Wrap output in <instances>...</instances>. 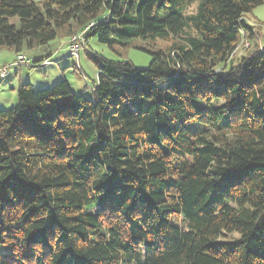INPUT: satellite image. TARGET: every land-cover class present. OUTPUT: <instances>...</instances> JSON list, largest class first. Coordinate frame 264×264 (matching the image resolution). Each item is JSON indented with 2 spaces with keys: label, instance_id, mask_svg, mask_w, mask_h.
Returning <instances> with one entry per match:
<instances>
[{
  "label": "trees",
  "instance_id": "16d2710c",
  "mask_svg": "<svg viewBox=\"0 0 264 264\" xmlns=\"http://www.w3.org/2000/svg\"><path fill=\"white\" fill-rule=\"evenodd\" d=\"M263 3L0 0L15 73L80 33L150 55L95 56L89 96L26 81L0 108V264H264Z\"/></svg>",
  "mask_w": 264,
  "mask_h": 264
},
{
  "label": "rangeland",
  "instance_id": "374dc122",
  "mask_svg": "<svg viewBox=\"0 0 264 264\" xmlns=\"http://www.w3.org/2000/svg\"><path fill=\"white\" fill-rule=\"evenodd\" d=\"M194 8L195 6H191L189 10L193 11ZM248 16L251 22L261 23V42L264 44V3L254 8ZM82 34L80 33V36ZM243 41L244 42L232 54L233 59H238L237 57L245 53V49L247 48L246 44L248 45V43L245 42L246 38H244ZM152 43L153 47H158L160 49H165L170 45L169 42L163 40H157ZM134 47L149 46L139 41L137 44H134ZM49 50H51V53L46 58L48 64L45 65L43 69H30L25 64H22L18 67L19 72L15 73L16 66L12 64L15 57L14 52L8 49H0V68L4 65L9 66L7 76L3 79L0 78L1 109H9L16 105L17 86L19 83L26 81L30 82L33 89H37L46 88L48 86L51 87L56 82L64 79L68 82L72 90H77L85 96H89L91 93L89 85H93L97 78L96 61L94 57L98 55L111 60H120L119 56H121L130 60L136 67L140 68L146 67L150 61V55L148 53L131 48L130 46L116 47L117 53L119 54L118 56L107 44L99 42L98 35L90 37L87 40L86 46L85 44L80 46L78 49V60L70 55L69 47L65 40H52L49 43ZM25 53L28 54L27 51H25ZM30 54L31 53H29V55ZM41 55H44L41 51L32 53V56L36 57ZM77 66L80 68L81 72L78 71ZM18 74L21 79L18 77ZM237 237L236 234H231L228 236V239H236ZM5 250H7L6 246L0 247V251Z\"/></svg>",
  "mask_w": 264,
  "mask_h": 264
},
{
  "label": "built area",
  "instance_id": "2783aa9c",
  "mask_svg": "<svg viewBox=\"0 0 264 264\" xmlns=\"http://www.w3.org/2000/svg\"><path fill=\"white\" fill-rule=\"evenodd\" d=\"M80 41H83L82 37L80 35H74L69 40V42H68V47H69L70 55L74 56L77 60H78V57H79V55H78V49L81 46ZM246 46H247V44H246ZM26 61H28V59L26 58V56H24V55H18L16 57V60H15V62L13 64L14 65L15 64L16 65H19L20 63H24ZM47 64H48V61H46V60L43 61L42 65H41V68H43ZM78 69H80V68L78 67ZM7 74H8V68L7 67L6 68H3L2 67L1 70H0V77L4 78V77L7 76Z\"/></svg>",
  "mask_w": 264,
  "mask_h": 264
},
{
  "label": "crops",
  "instance_id": "0c3cea01",
  "mask_svg": "<svg viewBox=\"0 0 264 264\" xmlns=\"http://www.w3.org/2000/svg\"><path fill=\"white\" fill-rule=\"evenodd\" d=\"M18 77L21 79L20 75L18 74ZM29 82V81H28ZM30 83V82H29ZM74 91H77V90H74Z\"/></svg>",
  "mask_w": 264,
  "mask_h": 264
}]
</instances>
